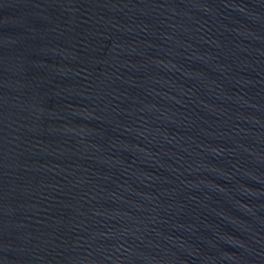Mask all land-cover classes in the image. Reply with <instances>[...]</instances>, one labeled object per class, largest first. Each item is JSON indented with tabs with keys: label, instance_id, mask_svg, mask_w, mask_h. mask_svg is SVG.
Returning <instances> with one entry per match:
<instances>
[{
	"label": "water",
	"instance_id": "95a60500",
	"mask_svg": "<svg viewBox=\"0 0 264 264\" xmlns=\"http://www.w3.org/2000/svg\"><path fill=\"white\" fill-rule=\"evenodd\" d=\"M0 264H264V0H0Z\"/></svg>",
	"mask_w": 264,
	"mask_h": 264
}]
</instances>
